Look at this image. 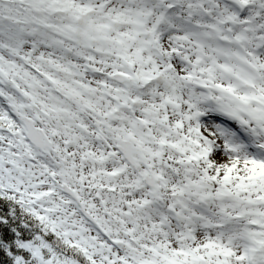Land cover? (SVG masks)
<instances>
[{"label":"rangeland","instance_id":"374dc122","mask_svg":"<svg viewBox=\"0 0 264 264\" xmlns=\"http://www.w3.org/2000/svg\"><path fill=\"white\" fill-rule=\"evenodd\" d=\"M194 1L186 0L191 24L169 19L175 0H125L120 12L128 19L106 17L81 39L62 23L39 40L0 33V98L16 120L0 114V188L39 218L44 234L79 244L93 264H264V14H251V37L236 53L220 47L217 56L208 35L204 56H192L177 46L206 26ZM217 8L201 16L229 11ZM113 73L129 82L108 81ZM243 81L255 90H242ZM247 112L262 123L249 124ZM23 116L51 143L34 162L15 157ZM106 133L130 135L136 164L142 160L136 172L111 152ZM111 155L119 164L106 166ZM145 173L155 179V198L136 184ZM51 178L67 180L95 230ZM94 195L105 210L86 206ZM29 250L42 264H77L55 256L41 237Z\"/></svg>","mask_w":264,"mask_h":264},{"label":"trees","instance_id":"16d2710c","mask_svg":"<svg viewBox=\"0 0 264 264\" xmlns=\"http://www.w3.org/2000/svg\"><path fill=\"white\" fill-rule=\"evenodd\" d=\"M113 3L118 5L110 10ZM125 4V0H0V33L25 40L26 38L39 40L50 33L57 24L62 23L66 26L72 24L80 33L81 39L83 30H89L96 25L99 27L100 22L104 26L106 17L122 14L120 11L125 8ZM52 11H55L56 17L51 18L49 15ZM60 14L62 18L58 17ZM128 15L118 16L119 21L128 19ZM59 18L64 19L63 22ZM46 25L48 31L43 28ZM0 114L16 121L7 106L2 104L1 98ZM91 227L95 230L93 226ZM42 230L43 225L39 218L24 203L0 188V264H42L29 250L31 246L37 244V237L43 238L55 252L54 255L59 258L77 264H93L86 251L84 254L78 251L81 249L79 244L71 248L62 237L50 232L44 234ZM43 252L45 260L48 255Z\"/></svg>","mask_w":264,"mask_h":264},{"label":"water","instance_id":"95a60500","mask_svg":"<svg viewBox=\"0 0 264 264\" xmlns=\"http://www.w3.org/2000/svg\"><path fill=\"white\" fill-rule=\"evenodd\" d=\"M108 80L118 85H122L129 81L125 76L118 73H114L110 75L108 77ZM240 87L246 91L254 90L251 84H247L245 82H242ZM245 115L248 121L252 124L260 125L262 123V120L260 118L252 117L249 113H246ZM21 121L24 127V137L26 141L30 145H32L35 149L39 150L40 153H44L46 150H48L49 143L46 137L43 135V133L37 130L36 128H34L33 123L28 118L23 116L21 117ZM117 149L123 155V157L128 162V164L132 167V169L136 171L137 164L133 158L135 151L131 146V144L127 140L123 142L118 141ZM18 150H22L21 144H18ZM21 158L24 159L25 161H30L32 159V157L27 153H23ZM141 183L151 190V194L153 196L156 195L157 187L155 186V180L152 177H150L148 174L143 175ZM55 186L59 188L64 195L68 196L71 199V201L77 206L80 215L86 221L92 224V218L83 211L81 204L78 202L74 194L70 192V190H68L65 186H59L56 182H55Z\"/></svg>","mask_w":264,"mask_h":264},{"label":"flooded vegetation","instance_id":"af4514ba","mask_svg":"<svg viewBox=\"0 0 264 264\" xmlns=\"http://www.w3.org/2000/svg\"><path fill=\"white\" fill-rule=\"evenodd\" d=\"M250 1V6L251 7H254V8H257L256 6L259 5V8H262L264 7V0H249ZM237 3L239 4L240 3V0L237 1ZM201 6L203 5H207V6H211V5H218L220 4V0H201L200 2ZM228 4V2L226 3ZM142 5V4H141ZM229 8H231L230 4L227 5ZM140 10H146V8H142V6L139 8ZM140 16V14H137L136 15V18H138ZM223 27L225 32L229 35V36H235L236 35V32H237V27H236V23L234 21H231V22H221V21H218L217 22V25L214 26V27H210V26H207L206 27V34L204 32V29L203 28H200L199 29V34H198V38H204V35L205 37H207V35L209 34H212L213 32L214 33H217V34H220V28ZM180 30V29H179ZM179 30H176L177 33H179ZM181 31V30H180ZM227 37L225 36L224 39H226ZM181 42L184 44V46H177V48L185 53L187 52H190V53H194L196 52L199 56H201L203 54V51L199 49V46H197L194 42H189L187 40V38H182L181 39ZM218 48H220L219 44H218ZM229 49H230V54H234L235 50H236V40H234L233 42V45H230L229 44ZM20 143L21 146H22V150H18V147L16 148V152L17 154L15 155V157H19L21 158L22 156V153H27L29 154L30 156H32V160L31 161H28V162H34V155H36L38 152L36 151L37 149H35L32 145H30L25 139H23V142H17V144ZM25 162V161H24ZM28 162H25V163H28ZM65 181L67 180H60L59 183L61 184H64ZM137 185H139V183H137ZM56 191L59 192L63 198H65L73 208H75V210L77 211V213H79L78 211V208L77 206L71 201V199L66 196V195H63L61 193V191L56 188ZM263 255H264V245H263Z\"/></svg>","mask_w":264,"mask_h":264},{"label":"built area","instance_id":"2783aa9c","mask_svg":"<svg viewBox=\"0 0 264 264\" xmlns=\"http://www.w3.org/2000/svg\"><path fill=\"white\" fill-rule=\"evenodd\" d=\"M90 137V135H89V133H87V140H89L88 138ZM94 137V140L95 141H97L98 143H100V138L101 137H97V135L95 134V133H93V135H92V138ZM91 138V139H92ZM102 138H103V136H102ZM91 140H89V142H90ZM104 142H106L105 140H103ZM107 144H109L108 142H106ZM109 146H110V150H111V152L114 154H116V155H118V156H120L115 150H113V146H114V144H109ZM134 146L136 147L137 145H136V143H134ZM68 148H70V149H72L73 147L71 146V145H69V147ZM99 156H102L101 154L99 155ZM120 163H124L123 161H122V158H121V156H120ZM111 164H119L118 162H117V160L114 158V157H112V155L111 156H109V157H105V165L106 166H108V165H111ZM125 167V166H124ZM96 195H94L93 196V198H89V199H85V204H86V206L87 207H89V205H90V210H93L94 209V206L92 205V202L94 201L95 203H97V205H98V203L99 202H97V200L95 199L96 197H95ZM91 197H92V195H91ZM102 211H103V208H102Z\"/></svg>","mask_w":264,"mask_h":264},{"label":"bare ground","instance_id":"6f19581e","mask_svg":"<svg viewBox=\"0 0 264 264\" xmlns=\"http://www.w3.org/2000/svg\"><path fill=\"white\" fill-rule=\"evenodd\" d=\"M177 2V0H175V3ZM196 2H198V3H200L201 1H196ZM196 2L194 1L193 2V7H194V9H195V11H196V13H197V10H198V7H197V5H196ZM203 8H205V9H209L210 7L209 6H207V5H203L202 6ZM211 7H212V5H211ZM178 9L181 11V10H184L185 8H184V6L183 7H178ZM192 14H195L194 12H191ZM263 14H264V12H263ZM149 20V22H148V24L147 25H149V26H151V20L150 19H148ZM247 32V30L246 29H237V32H236V34H244V33H246ZM194 33V32H193ZM194 35L198 38V33H194ZM208 43H211L210 41L208 42ZM202 107V109H206V105H203V106H201ZM209 123H213L212 121H209ZM220 122L218 121V124H219ZM215 125V124H214Z\"/></svg>","mask_w":264,"mask_h":264}]
</instances>
